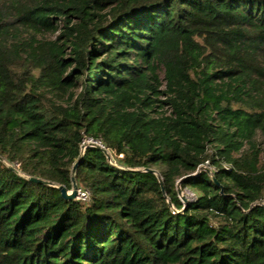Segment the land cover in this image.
I'll return each mask as SVG.
<instances>
[{
	"label": "trees",
	"instance_id": "1",
	"mask_svg": "<svg viewBox=\"0 0 264 264\" xmlns=\"http://www.w3.org/2000/svg\"><path fill=\"white\" fill-rule=\"evenodd\" d=\"M0 264H264V0H0Z\"/></svg>",
	"mask_w": 264,
	"mask_h": 264
},
{
	"label": "built area",
	"instance_id": "2",
	"mask_svg": "<svg viewBox=\"0 0 264 264\" xmlns=\"http://www.w3.org/2000/svg\"><path fill=\"white\" fill-rule=\"evenodd\" d=\"M88 147H98L101 149H105L108 161L110 162V164H112L114 166H119L117 158L124 157L123 154H117L115 152V150L108 148L100 139H95L93 137H86L85 136L83 138V141L81 144L82 153H84V151ZM89 197H90L89 190H87L86 188H83V187L78 188V194H77V198H76L77 200H80L82 202H87L89 200ZM195 199H196V195H195V198L192 199V201H194Z\"/></svg>",
	"mask_w": 264,
	"mask_h": 264
},
{
	"label": "water",
	"instance_id": "3",
	"mask_svg": "<svg viewBox=\"0 0 264 264\" xmlns=\"http://www.w3.org/2000/svg\"><path fill=\"white\" fill-rule=\"evenodd\" d=\"M102 150L106 153L105 149H102ZM79 162H80V160L78 162H76L72 168V188L70 190H68L65 186H59L63 196L68 198V199H76L77 198L79 185H78L77 180H76V168H77ZM31 179L36 180V181H43V180H40V179H37L34 177ZM160 183L162 186V190L164 191L163 184H162L161 180H160Z\"/></svg>",
	"mask_w": 264,
	"mask_h": 264
},
{
	"label": "rangeland",
	"instance_id": "4",
	"mask_svg": "<svg viewBox=\"0 0 264 264\" xmlns=\"http://www.w3.org/2000/svg\"><path fill=\"white\" fill-rule=\"evenodd\" d=\"M46 36L50 37V38H55V34L49 33L46 34ZM180 189V190H179ZM178 191H179V196L181 198V200L184 203H187L189 201H192V199L195 198V192L190 190V189H181L180 186L178 187Z\"/></svg>",
	"mask_w": 264,
	"mask_h": 264
}]
</instances>
